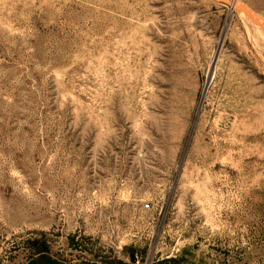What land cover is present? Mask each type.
I'll return each instance as SVG.
<instances>
[{"label": "rangeland", "instance_id": "obj_1", "mask_svg": "<svg viewBox=\"0 0 264 264\" xmlns=\"http://www.w3.org/2000/svg\"><path fill=\"white\" fill-rule=\"evenodd\" d=\"M38 254L264 264V0H0V264Z\"/></svg>", "mask_w": 264, "mask_h": 264}, {"label": "crops", "instance_id": "obj_2", "mask_svg": "<svg viewBox=\"0 0 264 264\" xmlns=\"http://www.w3.org/2000/svg\"><path fill=\"white\" fill-rule=\"evenodd\" d=\"M28 264H98L95 262H81V261H72V262H66L60 259H57L51 255L48 254H38L34 256Z\"/></svg>", "mask_w": 264, "mask_h": 264}, {"label": "built area", "instance_id": "obj_3", "mask_svg": "<svg viewBox=\"0 0 264 264\" xmlns=\"http://www.w3.org/2000/svg\"><path fill=\"white\" fill-rule=\"evenodd\" d=\"M146 208H148V205H145Z\"/></svg>", "mask_w": 264, "mask_h": 264}]
</instances>
